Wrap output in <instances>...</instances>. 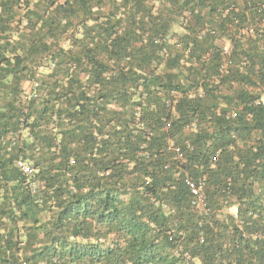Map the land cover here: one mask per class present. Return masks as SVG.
Segmentation results:
<instances>
[{
    "label": "trees",
    "instance_id": "16d2710c",
    "mask_svg": "<svg viewBox=\"0 0 264 264\" xmlns=\"http://www.w3.org/2000/svg\"><path fill=\"white\" fill-rule=\"evenodd\" d=\"M263 2L0 0V264H264Z\"/></svg>",
    "mask_w": 264,
    "mask_h": 264
},
{
    "label": "built area",
    "instance_id": "2783aa9c",
    "mask_svg": "<svg viewBox=\"0 0 264 264\" xmlns=\"http://www.w3.org/2000/svg\"><path fill=\"white\" fill-rule=\"evenodd\" d=\"M261 10L264 12V2L261 5ZM257 28H261L264 30V14L262 16V19L260 20V22L256 25H248L245 29L244 32H253L254 29ZM231 42L229 40H226L222 43L221 46V55H222V62L219 66V74H224L228 71L229 65H230V59H229V55H230V51H231ZM189 92L191 94H196L199 97H202L204 95V91L201 85L197 86L195 89H190ZM173 95V93H172ZM169 106L173 107V104L168 103ZM138 114V113H137ZM234 113L232 112L231 115H233ZM169 126V123H166V127ZM176 151H179V149L176 147L175 148ZM17 166L19 167V169L21 170V172L26 175L27 177L31 176L34 172L35 169L32 167L31 163L24 161V160H19L17 161ZM186 180V184L188 185L191 195H192V201L191 204L200 210H204L205 208V196L202 190V182L201 180L195 181L192 180L190 177L185 178ZM230 211H232L230 209ZM236 215V214H235Z\"/></svg>",
    "mask_w": 264,
    "mask_h": 264
}]
</instances>
